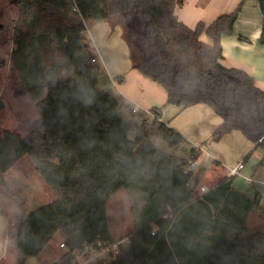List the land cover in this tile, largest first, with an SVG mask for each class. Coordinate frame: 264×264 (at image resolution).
<instances>
[{"label": "trees", "instance_id": "1", "mask_svg": "<svg viewBox=\"0 0 264 264\" xmlns=\"http://www.w3.org/2000/svg\"><path fill=\"white\" fill-rule=\"evenodd\" d=\"M183 3L15 0L20 25L11 60L38 119L27 137L0 135V177L29 156L55 198L25 208L9 227L16 264L39 257L58 233L67 249L51 264H75L74 252L85 244L122 240L113 236L107 215L120 191L135 223L105 264H264V226L249 225L251 214L264 217L260 197L235 189L234 177L196 194L189 187L196 151L181 159L153 143L158 138L173 148L186 141L162 120L166 105L204 104L222 118L212 141L240 131L261 149L264 162V90L246 71L222 64L221 39L233 34L242 4L193 29L175 13ZM258 4L264 16V0ZM102 20L122 26L132 69L166 91V103L151 109L152 121L126 120L119 100L97 89L100 71L85 54L84 33ZM203 33L212 45L201 40Z\"/></svg>", "mask_w": 264, "mask_h": 264}, {"label": "crops", "instance_id": "2", "mask_svg": "<svg viewBox=\"0 0 264 264\" xmlns=\"http://www.w3.org/2000/svg\"><path fill=\"white\" fill-rule=\"evenodd\" d=\"M240 4L242 6L233 34L224 35L221 39L222 64L227 68L246 71L254 78L256 85L264 90V43H261L264 16L258 0H184L183 5L179 6L175 13L182 23L194 29L199 23L208 27L219 16L233 13ZM10 9L18 11L15 0L10 2L7 10L10 11ZM201 40L209 45L213 44L206 33L202 34ZM84 41L86 56L95 61L100 71L97 89L106 91L119 100V112L126 120H135L138 123L144 120L152 121L154 116L151 108L157 106L156 104L163 102L165 104L167 94L161 85L132 69L130 48L124 40L122 26L118 24L113 28L109 20L93 22L88 25L84 33ZM116 52H118L117 55ZM120 52L123 54L121 60H114V55L119 56ZM120 77H123L121 82L118 81ZM132 77L137 80H130ZM133 82L134 85H132ZM129 85L132 86L131 90ZM155 85L161 87L163 91L157 90ZM162 120L186 137V141L177 147L170 148L164 141L155 138L153 143L159 149L181 159L190 158L193 150L197 153L198 167L192 171L193 176L189 182V187L194 189L196 194H201L202 186L212 190L222 180L230 177L229 170L232 167L243 162L244 169L234 177L233 186L248 197L253 198L258 195L261 206L264 207V164L255 163L250 170L246 171V155L251 149L254 148L253 152L257 149H255L256 145L240 131L227 134L219 142L212 141V134L222 123V118L204 104H197L186 109L166 105ZM184 147L187 150H184ZM260 155L263 158V152ZM257 160L259 161L260 158ZM13 169L3 177L8 179L14 173ZM121 195H125L126 200L128 199L127 193L122 194L120 191L115 194L107 204V212L109 209L107 215L113 236L123 240L130 232L129 229L126 230L128 222L126 209L130 207L129 201L126 204L119 202L118 198ZM113 208H115L114 211ZM19 211L16 214L17 217L11 220V212L0 202V264H8L11 250L8 231L11 222L14 226L22 213L21 210ZM249 225L253 229L262 228L264 217L257 213L251 214ZM62 242L61 235L56 234L41 255L29 258L26 264L58 262L65 251L60 248ZM99 258L83 257L81 262L82 264H102ZM106 258V263L113 259L107 256Z\"/></svg>", "mask_w": 264, "mask_h": 264}, {"label": "rangeland", "instance_id": "3", "mask_svg": "<svg viewBox=\"0 0 264 264\" xmlns=\"http://www.w3.org/2000/svg\"><path fill=\"white\" fill-rule=\"evenodd\" d=\"M11 1L0 0V134L4 135V132L9 131L27 137L33 129L34 122L38 119V113L35 104L23 91L20 76L11 60V53L14 47V28L16 25H20L18 11L13 9L7 10L10 7ZM116 55H114L113 59L121 60L123 54L120 52L119 56ZM136 75L139 76L138 74ZM133 79L137 80L135 77L130 78V80ZM132 85H134V82ZM155 88L163 91L161 87L156 86ZM129 89H132L131 85H129ZM163 104L164 102L156 104L157 106H153L152 108L162 107ZM167 147L169 146L167 145ZM184 150H187V148L184 147ZM253 150L254 148L246 155V171L250 170L253 164H260L261 160H263L262 155H260L262 154L261 149H257L254 152ZM257 158H260V160L258 161ZM261 164H264V162ZM13 170H15L14 173L8 179L0 177V202L11 212V220L17 217L16 214L20 212L19 210L22 212L25 208L30 210L36 209L54 201L55 198L52 190L36 172L34 162L29 156L21 159ZM121 193L126 194L125 191H121ZM118 200L125 204L128 201L125 195H121ZM114 210L115 208H113ZM126 219L128 221L126 230L129 229L131 231L135 222L130 208L126 209ZM12 227L13 224L11 222ZM9 248L11 250L8 264H16V252L11 245ZM106 259V256H102L99 258V261L105 264Z\"/></svg>", "mask_w": 264, "mask_h": 264}, {"label": "built area", "instance_id": "4", "mask_svg": "<svg viewBox=\"0 0 264 264\" xmlns=\"http://www.w3.org/2000/svg\"><path fill=\"white\" fill-rule=\"evenodd\" d=\"M92 61L95 62L94 60H92ZM262 139L263 138H261L260 141H262ZM197 167H198L197 160L196 159L192 160L190 162V167H189L190 170L193 171ZM243 169H244V163L241 162L229 170V176L235 177V176L239 175ZM200 191H201L200 195H202V194L208 192L209 190L206 187L202 186ZM153 234H154V232H153ZM127 240H128V237L124 238L123 240L117 241V242H101V243H98L97 246L85 244L82 250L74 252V255H75V262L74 263L75 264H82L81 258L89 257V256H93L94 258H99L101 256H107L109 258H114L115 256H117L119 254L120 243L122 241H127ZM60 248L61 249L62 248L67 249L65 242H62L60 244Z\"/></svg>", "mask_w": 264, "mask_h": 264}]
</instances>
